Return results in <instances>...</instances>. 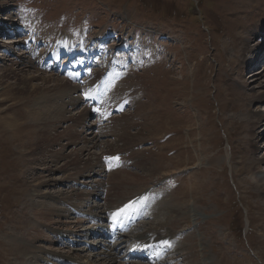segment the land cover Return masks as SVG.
I'll list each match as a JSON object with an SVG mask.
<instances>
[{"label":"rangeland","instance_id":"374dc122","mask_svg":"<svg viewBox=\"0 0 264 264\" xmlns=\"http://www.w3.org/2000/svg\"><path fill=\"white\" fill-rule=\"evenodd\" d=\"M1 17L0 76L10 58L25 52V44L19 45L24 31L54 46L62 36L76 45H102L107 56H97V67L121 64L127 73L108 101L126 108L100 122L90 113L80 116L85 107L69 83L64 109L65 117L77 120L73 137L67 134L72 124L65 122L45 137L64 131L63 138H54L52 146L46 142V148L41 144L46 155L62 156L56 162L42 163L40 144L24 151L4 133L16 124L34 130L35 122L25 118L42 97L14 94L16 110L5 112L7 103L0 104V264H26L12 253L6 234L14 226L23 232L30 228L32 201L62 214L48 216L59 221L62 234L40 226L43 237L56 242L39 240L36 245L52 250L36 261L69 264L56 261L53 251L61 258L78 253L95 260L99 249L86 231L94 222L71 205L103 220L100 206L115 215L155 193L160 201L151 203L158 201L157 209L151 207L127 243L142 233L170 236L165 264H264V191L256 186V176L264 173V0H0ZM28 73L36 74L35 66ZM104 156L119 163L101 179L86 168L104 169ZM77 170L84 176L65 184ZM99 182L100 188L91 187ZM72 189L91 195L74 204ZM55 192L62 193L59 199ZM107 255L104 260L111 259Z\"/></svg>","mask_w":264,"mask_h":264},{"label":"bare ground","instance_id":"6f19581e","mask_svg":"<svg viewBox=\"0 0 264 264\" xmlns=\"http://www.w3.org/2000/svg\"><path fill=\"white\" fill-rule=\"evenodd\" d=\"M3 19H4L3 17L0 18V20H3ZM30 37H31V35H30ZM26 38H28V36H26ZM40 41L42 42L43 40L40 39ZM30 42H34V44H36V45L38 43L37 41H30ZM17 43H18L17 40L12 42V44H14V45ZM20 44H23V42L19 43V45ZM23 46H25V45H23ZM9 48H11V47H9ZM42 50L43 49H41L39 53H42ZM69 50H71V51L74 50V43L72 42L71 39H69L68 36L67 37L62 36L61 39L58 40L57 44L54 47L55 52L54 53L51 52L52 53L51 55L54 56L53 60L57 61L58 54L66 53ZM83 51H85V49L83 47L76 49V52H78L79 54L80 53L82 54ZM31 52H32V49L29 52L20 53L19 56H14L12 54L7 55V57L8 56H10V57L14 56V57L10 58L9 69H6L4 72L2 71L3 74L0 76V104L7 103V106L1 111V112H5L6 110H11L13 108L16 110V107L18 104L11 101L12 95H14V94H16L17 96H25L27 94H30V95L33 94L34 96H41L42 97L44 102H41L38 105V107L33 105L32 108H29V110L27 111L26 118H25V120L31 119L35 122L31 125L34 130H32L31 128H30V130H26V129L24 130L20 127V125L16 124V125H12L10 127L6 126L9 130L5 129L4 133L6 135H8V133H9L10 135H8V136L10 137V139H12V142L17 141L18 144L23 148L24 151L26 150L24 148L25 146L27 147V150L29 152H31V150H29V149L40 144L38 147H41V151H36V152L40 154L39 156L41 157V160L43 163L44 160H46V159L51 158L53 161H55V160H58L62 157L58 153L46 155L45 153L47 151L43 150V148L41 146V144L45 143L44 148H46L47 147L46 142H49L50 143L49 145L52 146L54 144V138H57V140H60L61 138H63L64 131H61V132L57 131L56 135H54L55 136L54 138H53V136H50L47 139H45L46 134L49 133L50 128L53 126H56V125H60V124L65 123V122H69L72 125H71V127H67V134L71 135L73 137L72 128L76 125L77 120H76V117H73V116L68 117V118L65 117L66 111L64 109V102H65V98H66V93L70 90L69 82L65 79H64V81L63 80H57L56 79L57 75L55 73H48V74L46 73L47 75L40 74L43 70L40 68V63H38L37 65L33 64V61H35V58H33V53H31ZM48 52L49 51L45 50L44 54H46ZM24 54H28V56L24 57ZM43 58H46V57H41L40 60H42ZM34 66L37 69V73L36 74L28 73L29 69H31L32 67L34 68ZM79 67L81 68L82 73H86V75L88 74L85 71V67H84L83 63H81ZM38 71H40V73H38ZM77 76H78V72L76 74L70 75V78L74 79ZM7 77H10L11 79L13 78L14 82L11 83L10 81H8V79H6ZM54 77H56V78H54ZM38 80L41 81L40 84L35 85V82ZM262 93L263 92H261L260 95H262ZM88 113H89V110L87 108H85V110H83L82 113H80V116H81V114L82 115H85V114L88 115ZM78 119H80V118H78ZM3 124H4V122H3ZM3 124L0 122L1 127ZM35 128H37V129H35ZM6 132H8V133H6ZM89 136H91V135H89ZM88 140H90L89 142H91V144H92V149H94L96 143L93 142L95 140L93 138V136H91L90 139H88ZM71 141H72V143H74L73 139ZM15 147L17 148L18 151H21V148H18L16 145H15ZM44 151H46V152L44 153ZM29 159H31V158H29ZM53 161H50V163ZM33 162H35V161H33V160L28 161L27 160V163H33ZM65 166H66V164H64L62 167H65ZM47 168H49V167H47ZM92 168H93V170H91V168L90 169L86 168V170L96 172L98 174L97 176L101 177V179L104 178L106 173H105L104 169L101 168V166L96 165V166H92ZM83 176H84V174L80 170H77L73 175L69 176L68 179L64 180L65 181L64 183L65 184H70V183H74V182L76 183V181L79 178H82ZM256 179H257V182H256L257 189L264 191V173H262V172L258 173V175L256 176ZM33 183H35V182H33ZM88 185L90 186L91 184H88ZM34 186H35V184H34ZM91 187L100 188L101 183L99 182L97 185L91 186ZM60 194H62V193L61 192H59V193L55 192V195H56L55 197H57L59 199ZM89 195H91V193L89 191L79 192L76 189H72V196H73L72 198L74 200V202L72 201V203L76 204V201L79 200L80 198L87 200ZM40 196H44L43 193L36 195V197H40ZM155 197H156V195H154V198L152 200H150L148 198V202L153 203L155 201V199L160 201L159 198H155ZM140 200L141 199H136L137 202H139ZM158 201L155 202L153 205H151V207L153 209H157ZM142 203H144V202H142ZM70 207H71L70 210H73L72 208L75 209L74 213H76V214H83V215L85 214L84 216H87L86 222L88 221V217H90V220H92V222L94 220L96 222L101 221V217H99V216L97 218V217H93L91 215L90 216L86 215V212H84V210L81 211L80 210L81 208L78 205L75 207L71 205ZM55 209H56V207H54V206H49L48 204H44V203H42V204L34 203L32 201V205L30 207V212L32 213V216H33L32 219L34 220V222L30 226V228H27V231L25 230L23 232V231H20L18 229V226H14L13 231L11 233H7L6 234L7 236L5 235L7 237V243L11 246L12 253L15 254L16 257L21 256L22 258H24L26 260V264H38V262L36 261V257L39 258L38 254H41V253L47 254V252L45 250H48V251L52 250L49 248H44V247H40V246L36 245V243L39 240L43 239L44 240L43 242H46L49 245H52L53 242H56V237H54L55 240L52 237L44 238L43 234L40 231V226H42V225L48 226L45 229L48 230L49 234H52L51 231H55L57 233L59 232L62 234L63 230L62 229L58 230L56 228L57 224H59V221H53V220L51 221L50 217H48V216L53 215V216H56L58 219L61 218V216H62V214H60L61 211L60 212L56 211L54 214H52ZM105 213H110L111 215L114 216V213L110 210H105L103 213L102 206H100V214L103 215ZM115 213H117V212H115ZM64 217H66V215ZM99 218H100V220H99ZM96 222H94V223H96ZM77 223H78V221L75 223V225ZM89 223H91V222H89ZM94 223H93V225L91 223V227L86 230V231H89L88 234L91 236L94 233H99V227L102 226V224L99 225V224H94ZM53 227H55V230L52 229ZM127 237L128 236H124L122 239V242L124 245H126V243L128 242V241H126ZM169 239H170V236H168V235L163 236V235H159L157 233L148 235V234L142 233V234H139L135 240V243H137V245L131 247V249L132 250L136 249L138 251L143 250V252L140 251L139 253L144 254V251L147 248H149V246L155 245V244L165 246L167 244H165L164 241H168ZM93 244H98V248H99L93 254V256H94L93 259L96 258L95 259L96 261L89 259L87 257L78 256V253H75L74 256L72 254H71V256H68L69 255L68 254L66 256H63V258H61V255H63L62 253H56V251H53V255H54L53 257L55 258L56 261L61 260L64 263L67 262L69 264H71V263H73V264H122L120 262V260L122 262H125V264H127L126 259H125L126 256L120 257L118 252H113L111 247H109V245L103 239L101 240V238L100 239L98 238L95 240V242H93ZM131 245L132 244H129L126 247L129 248ZM168 246H169V244H168ZM106 254H108L107 256H109V257L111 256V259L104 260L103 257ZM119 258H123V259H119ZM127 262H130V261H127ZM162 262H163V264H165L164 263L165 260Z\"/></svg>","mask_w":264,"mask_h":264},{"label":"snow or ice","instance_id":"6c2138e0","mask_svg":"<svg viewBox=\"0 0 264 264\" xmlns=\"http://www.w3.org/2000/svg\"><path fill=\"white\" fill-rule=\"evenodd\" d=\"M106 159H108V158H106ZM116 159H118V158H116ZM131 206H132V204H131V202H130L128 205H125V208H124V209H121L120 212H123V211H125L126 209L131 208ZM116 215H119V213H117ZM164 243L167 244L168 242H167V241H164Z\"/></svg>","mask_w":264,"mask_h":264}]
</instances>
